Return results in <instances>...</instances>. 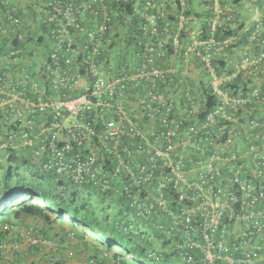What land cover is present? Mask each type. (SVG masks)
<instances>
[{"label": "built area", "instance_id": "built-area-1", "mask_svg": "<svg viewBox=\"0 0 264 264\" xmlns=\"http://www.w3.org/2000/svg\"><path fill=\"white\" fill-rule=\"evenodd\" d=\"M154 2L136 0L131 14L130 0L42 2L50 63L29 70L15 47L29 26L18 1H3L0 151L57 183L120 196L136 223L122 231L151 225L167 245L157 252L182 264H264V42L228 73L214 60L235 39L183 40L184 16L175 35L168 23L160 32ZM215 12L217 32L232 15Z\"/></svg>", "mask_w": 264, "mask_h": 264}, {"label": "trees", "instance_id": "trees-1", "mask_svg": "<svg viewBox=\"0 0 264 264\" xmlns=\"http://www.w3.org/2000/svg\"><path fill=\"white\" fill-rule=\"evenodd\" d=\"M3 1L5 0H0V13L5 10V6L2 4ZM141 1L143 5L147 2V0ZM163 1L167 2L166 0ZM229 1H232L233 4H228ZM42 2L45 3L46 0H37L25 4L26 9L20 5L21 16L25 17V12H29L38 20L39 14L36 8ZM130 2V4L123 6V9L131 14L136 0H130ZM244 2L245 0H206L205 10L201 13H193L190 0L188 2L176 0L173 6L170 7H161V3L155 0L156 8L151 13L156 12L155 14L160 16L161 12L159 10L164 11L165 18L160 21V32L168 23L170 24L168 31L171 37L176 34L175 31L180 23V17L184 16L188 20L185 21L184 29L181 32V39L183 40L188 38V35L194 31L199 34L197 37L201 41L214 39L218 42H225L235 39L222 51V57L214 60L215 62L218 61L222 68L227 67V72L232 74L235 72L233 65L242 52L241 49L250 47L251 50L257 52L264 42V0L256 1L255 4L262 13L259 15L260 18L258 20L255 18L250 25L243 22L239 12ZM216 3L225 13L221 17L222 21L229 18V15H232V19L227 23L225 22L221 28H218L217 32H214L211 23L216 17ZM116 5L114 3L113 7H116ZM193 14L200 22L197 30L195 26L194 28L190 26L191 20L189 18ZM134 26L130 27V32L136 29ZM50 30V25H44L37 30L30 28L28 30V44L18 41L15 43V47L24 50L26 58H29L35 52L40 55L36 58H29V65H27L29 70L35 67L38 59L43 63L45 62L46 65L50 63L51 47L46 37L47 34L49 35ZM253 37L254 39H252ZM187 40L190 41L189 38ZM1 52L0 54H2ZM8 71L4 70V72ZM12 77L15 81L19 80H16L15 75ZM233 82H235L237 88L240 85L244 86L242 83L245 82L243 74H240ZM31 93L29 90L26 95H31ZM212 100L208 101V108H211ZM8 153L11 164L8 167L0 168V246H6L7 243L13 244L15 234L11 230L16 227L15 225L21 219L36 218L47 226L52 225L51 227L57 221L70 223L74 229L81 227L79 229L84 238H91L99 242L100 246L98 245V248L104 247L106 252L114 251L115 258L120 259L121 264H132L134 263L133 260L140 264H182V262L180 263V261L167 255L166 251L163 254L160 251L157 252L158 248H164L167 245L161 247L157 245L164 238L151 225L147 232L138 236H134L132 233L125 234L122 231L121 228L128 221L129 208L126 207L120 196L104 194L90 187L80 190L72 184H65L64 180L57 183L51 175L41 172L38 166L34 165L33 161L28 158L29 156L16 159L15 151L9 150ZM62 185H65V189H60ZM97 232L104 240L98 241L99 236L95 238L90 236L91 233ZM152 254L156 256L155 259ZM126 256L127 258H125ZM127 259L132 260V263L128 262Z\"/></svg>", "mask_w": 264, "mask_h": 264}, {"label": "crops", "instance_id": "crops-1", "mask_svg": "<svg viewBox=\"0 0 264 264\" xmlns=\"http://www.w3.org/2000/svg\"><path fill=\"white\" fill-rule=\"evenodd\" d=\"M17 1L24 7V9H26V5L22 3L21 0ZM158 1L161 3V7H170L173 6L174 1L176 0H166L167 2L163 0ZM180 1L188 2L189 0ZM190 1L192 2L191 7L193 13H201L205 10L206 0ZM244 3L240 7L239 12L241 13L243 22L247 25L249 21L246 17L251 14L247 10L248 5ZM254 6L257 7V4L254 3ZM194 16L195 15L193 14L192 17L189 18L191 20L190 26L191 28H194L195 26V29L197 30L200 22ZM253 16L254 15H252V17ZM25 23L29 26V29L33 28L37 30L39 28L37 18L30 15L29 12H25ZM252 23L253 21H251L250 24ZM251 82H261V80L256 81L255 79H251ZM16 159L18 158L16 157ZM9 164H11V161H9L8 150H1L0 168L8 167ZM15 226L14 242H12L14 245L11 243H7L6 246L3 245V247L0 248V259L3 258L5 253H11L14 259V264H53L54 260H57V264H121V260L116 259L117 257L115 258L116 254L113 252H106L102 247L98 248V242L91 238H88L90 239V241H88L87 238L83 237L79 228L74 229L72 226H69L68 223L57 221L56 224L51 227L52 225L47 226L36 218H25L21 219ZM26 230L35 231L42 239L53 240L58 246V249L55 250L48 246L31 244L26 237L28 232ZM71 253L74 255L70 256ZM123 259L125 258L123 257Z\"/></svg>", "mask_w": 264, "mask_h": 264}, {"label": "rangeland", "instance_id": "rangeland-1", "mask_svg": "<svg viewBox=\"0 0 264 264\" xmlns=\"http://www.w3.org/2000/svg\"><path fill=\"white\" fill-rule=\"evenodd\" d=\"M17 1V0H16ZM34 2V1H37V0H21V2L22 3H24V4H28V3H30V2ZM256 1H258V0H245V3H246V5H248V7H247V10L250 12V14L251 15H248L247 17H246V19L249 21V23H247V25H249L250 23H251V21H253L255 18H256V20H258L259 18H260V13H262V12H260L259 11V9L256 7V6H254V3H256ZM244 3V4H245ZM228 4H233L232 3V1H229V3ZM253 6V7H252ZM31 15V14H30ZM252 15H254L253 17H252ZM256 15V16H255ZM33 22V21H32ZM38 54V52H35V53H33L31 56H29V58L31 57V58H36V56H40V55H37ZM93 196H95L94 194H93ZM126 220V219H125ZM67 222H70L69 220H66ZM127 224H126V227H130V225L129 224H136L135 222H132V221H130V219L128 218V221L126 222ZM70 226V225H69ZM134 226V225H133ZM14 232V231H13ZM132 232H135V233H137V235H140V233L138 232V230L136 229V227L134 226V229H133V231ZM91 237H97V236H99V239H98V241H102V240H104V238L101 236V235H99L98 234V232L97 233H91V235H90ZM100 237H102V238H100ZM88 239V238H87ZM88 241H90V239H88ZM99 243V242H98ZM100 246V245H99ZM104 248V247H103ZM116 248H118V247H116ZM114 254H115V252L114 251H112ZM74 254H75V252H74ZM14 256V255H13ZM98 256H99V254H98ZM7 258V259H6ZM9 260H11V263L14 261V259H13V257H12V255H11V253H5V255L3 256V258L2 259H0V261H1V264H8V262H9ZM128 262H130V263H132V260H129ZM133 262L134 263H132V264H140L139 262H135V260H133Z\"/></svg>", "mask_w": 264, "mask_h": 264}, {"label": "clouds", "instance_id": "clouds-1", "mask_svg": "<svg viewBox=\"0 0 264 264\" xmlns=\"http://www.w3.org/2000/svg\"><path fill=\"white\" fill-rule=\"evenodd\" d=\"M68 224L70 225V223H68ZM70 226H71V225H70ZM15 228H16V227H14V228L11 230V232H12V231H15ZM79 228H81V227H79ZM26 231H28L26 237H27V239H29V241H30L31 244H33V242H31V241H32V238H33V236H34V239H39L40 242H38V244H33V245H37V246H42V245H44V246H48V247H50L51 249H55V250L58 249V246L53 242V240H45V239H42L41 237H39V236L36 234L35 231H31V230H26ZM41 243H43V244H41ZM52 244H54V245H52ZM2 247H3V246H0V248H2ZM73 255H74V254H72V253L70 254V256H73ZM125 258H127V256H126ZM6 259H7V258H6ZM127 261H129V259H127ZM8 264H14V262L11 263V260H9ZM53 264H57V260H54Z\"/></svg>", "mask_w": 264, "mask_h": 264}]
</instances>
